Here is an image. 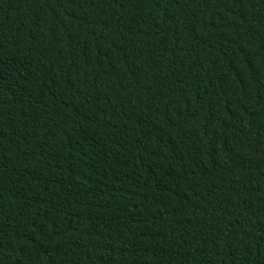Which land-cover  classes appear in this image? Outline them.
<instances>
[{
  "label": "trees",
  "instance_id": "1",
  "mask_svg": "<svg viewBox=\"0 0 264 264\" xmlns=\"http://www.w3.org/2000/svg\"><path fill=\"white\" fill-rule=\"evenodd\" d=\"M0 264H264V0H0Z\"/></svg>",
  "mask_w": 264,
  "mask_h": 264
}]
</instances>
